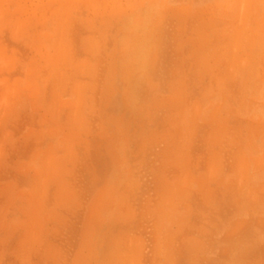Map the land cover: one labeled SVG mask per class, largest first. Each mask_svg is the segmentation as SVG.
Returning <instances> with one entry per match:
<instances>
[{
    "label": "crops",
    "instance_id": "obj_1",
    "mask_svg": "<svg viewBox=\"0 0 264 264\" xmlns=\"http://www.w3.org/2000/svg\"><path fill=\"white\" fill-rule=\"evenodd\" d=\"M258 28L255 57L236 64L210 45L165 57L157 93L121 55L89 115L74 96L41 105L39 85L6 101L0 264H264V120L249 102L264 83L262 2ZM87 117L97 158L62 156Z\"/></svg>",
    "mask_w": 264,
    "mask_h": 264
},
{
    "label": "rangeland",
    "instance_id": "obj_2",
    "mask_svg": "<svg viewBox=\"0 0 264 264\" xmlns=\"http://www.w3.org/2000/svg\"><path fill=\"white\" fill-rule=\"evenodd\" d=\"M105 2L108 0H0V111L8 100L21 103L19 95L26 92L31 96L36 85L41 88V105L52 100L61 111L67 97L74 96L81 100L76 101V110L87 115L97 111L99 84L105 75L114 76V65H121V55H127L119 18L101 16L88 7ZM167 2L187 7L172 9L164 16L148 68L142 64L134 70L126 61L123 74L141 82L148 75L157 93L161 87L156 83L165 70L162 61L169 55L176 58L177 51L185 56L195 46L210 45L218 48L219 59L234 64L241 62L242 51L246 59L255 57L259 2L263 6L264 0ZM154 105L157 111L160 103ZM89 121L87 117L82 127L69 128V138L79 149L71 148L62 156L97 158V134L86 132Z\"/></svg>",
    "mask_w": 264,
    "mask_h": 264
},
{
    "label": "clouds",
    "instance_id": "obj_3",
    "mask_svg": "<svg viewBox=\"0 0 264 264\" xmlns=\"http://www.w3.org/2000/svg\"><path fill=\"white\" fill-rule=\"evenodd\" d=\"M101 16L119 18L120 32L124 50L133 69L146 64L156 50L164 16L172 9H184L187 6L172 4L167 0H108L102 4H90ZM254 110L258 109L259 118L264 120V83L258 95L249 98ZM74 264H85L75 261Z\"/></svg>",
    "mask_w": 264,
    "mask_h": 264
}]
</instances>
